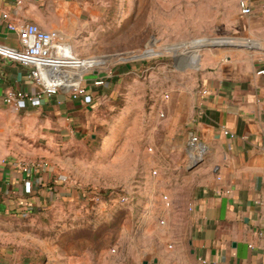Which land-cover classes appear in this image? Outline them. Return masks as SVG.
<instances>
[{
    "label": "rangeland",
    "instance_id": "374dc122",
    "mask_svg": "<svg viewBox=\"0 0 264 264\" xmlns=\"http://www.w3.org/2000/svg\"><path fill=\"white\" fill-rule=\"evenodd\" d=\"M78 2L79 20L90 25L78 37V56L97 65L86 84L94 74L107 91L63 135L48 126L47 136H32L34 158L23 162L65 179L56 187L69 197L0 225L4 241H17L15 264H130V244L166 230L187 194L174 181L184 158L174 170L165 163L166 106L197 77L199 52L242 49L215 46L238 37L239 0Z\"/></svg>",
    "mask_w": 264,
    "mask_h": 264
},
{
    "label": "crops",
    "instance_id": "0c3cea01",
    "mask_svg": "<svg viewBox=\"0 0 264 264\" xmlns=\"http://www.w3.org/2000/svg\"><path fill=\"white\" fill-rule=\"evenodd\" d=\"M241 1L250 5L251 14H242ZM79 10L78 0H26L21 5L0 0V45L22 49L19 34L2 19L5 13L15 25L34 23L58 33L78 55V37L90 26L79 20ZM235 19L233 32L238 37L217 40L220 45L215 46L246 50H220L202 57L199 52L193 66H200L197 77L166 106L165 163L174 170L181 159L186 161L181 173L172 171L178 180L175 190L187 192L186 201L169 215V229L158 228L150 238L130 244V264H201L199 258L207 264H264V0H239ZM29 72L28 66L0 58V225L10 218L39 215L68 199V191L56 187L44 169L33 175V193L26 194L28 175L19 164L34 158L29 153L32 136H47L48 126L63 135L81 113L91 110L99 93L107 91L95 86L100 78L93 74L87 96L79 101L59 93L39 102L22 100L18 108L6 105L3 99L12 92L40 94ZM191 135L208 150L203 162L188 167L183 151ZM10 239L4 241L0 234V264H15L17 241L14 235Z\"/></svg>",
    "mask_w": 264,
    "mask_h": 264
},
{
    "label": "built area",
    "instance_id": "2783aa9c",
    "mask_svg": "<svg viewBox=\"0 0 264 264\" xmlns=\"http://www.w3.org/2000/svg\"><path fill=\"white\" fill-rule=\"evenodd\" d=\"M26 0H16L21 5ZM242 14H251L252 9L246 1L240 3ZM10 31L19 34L22 44L21 50L10 49L0 45V54L22 66H28L30 72L28 78L37 85L41 92L37 97H32L25 92H12L7 94L3 101L6 105L18 108L20 101L39 102L43 98L51 99L59 93L68 95L72 100L79 101L88 94L85 75L94 66H88V61L74 54L72 49L65 45L56 32L42 30L34 23H26L21 26L15 25L9 20L8 14H3ZM103 85L102 81H96L95 86ZM202 96L207 95L206 90L201 91ZM227 134V132H226ZM207 147L196 135H191L186 145L187 165L193 167L203 162ZM40 163L21 162L19 168L27 173L28 178L24 181L25 193L32 194L34 190L33 175L45 169ZM57 183L65 182L62 177L53 179ZM168 200V198L166 197ZM126 202L125 197L122 198ZM170 205V203H167ZM201 264H207L203 258H199Z\"/></svg>",
    "mask_w": 264,
    "mask_h": 264
},
{
    "label": "water",
    "instance_id": "95a60500",
    "mask_svg": "<svg viewBox=\"0 0 264 264\" xmlns=\"http://www.w3.org/2000/svg\"><path fill=\"white\" fill-rule=\"evenodd\" d=\"M0 58L3 59V60H7V61H11V62L16 63V61L11 60V59H9L8 57H4V56H2L1 54H0ZM145 264H147V263L145 262Z\"/></svg>",
    "mask_w": 264,
    "mask_h": 264
},
{
    "label": "bare ground",
    "instance_id": "6f19581e",
    "mask_svg": "<svg viewBox=\"0 0 264 264\" xmlns=\"http://www.w3.org/2000/svg\"><path fill=\"white\" fill-rule=\"evenodd\" d=\"M73 51V50H72ZM74 52V51H73ZM87 65H88V63H87Z\"/></svg>",
    "mask_w": 264,
    "mask_h": 264
}]
</instances>
